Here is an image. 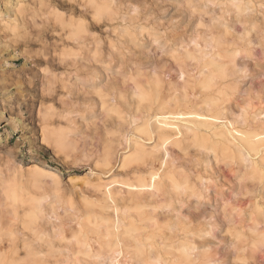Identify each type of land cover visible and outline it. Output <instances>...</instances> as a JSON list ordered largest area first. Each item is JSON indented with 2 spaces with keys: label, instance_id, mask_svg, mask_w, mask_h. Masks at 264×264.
Masks as SVG:
<instances>
[{
  "label": "rangeland",
  "instance_id": "374dc122",
  "mask_svg": "<svg viewBox=\"0 0 264 264\" xmlns=\"http://www.w3.org/2000/svg\"><path fill=\"white\" fill-rule=\"evenodd\" d=\"M44 2L0 0L6 264H28L29 248L41 251L43 264H86L78 239L95 252L116 243L118 264H145L158 254L168 264H264V81L259 69L255 80L241 81L237 71L255 68L247 54L264 47V0H68L69 13L96 6L85 10V31L76 35L42 18ZM100 81L106 87L97 94ZM44 113L54 133L46 143ZM166 113L174 132L160 130ZM241 136L263 142L252 151ZM138 151L143 160L123 166ZM152 176L156 189L148 188ZM139 182L147 187L137 189ZM10 194L20 195L18 203ZM100 260L87 264H110Z\"/></svg>",
  "mask_w": 264,
  "mask_h": 264
},
{
  "label": "bare ground",
  "instance_id": "6f19581e",
  "mask_svg": "<svg viewBox=\"0 0 264 264\" xmlns=\"http://www.w3.org/2000/svg\"><path fill=\"white\" fill-rule=\"evenodd\" d=\"M28 19V18H27ZM62 40V39H61ZM70 40V39H69ZM58 41V40H57ZM76 53V52H75ZM78 71V70H77ZM89 75V74H88ZM218 80V79H217ZM60 81V80H59ZM62 81V80H61ZM214 81V80H213ZM211 82H212V80L211 79H207L204 83H203V87H209L210 85H211ZM217 82V81H216ZM212 87V86H211ZM141 91V90H140ZM136 95V94H135ZM139 95V97L141 98V99H145L146 97H145V95L144 94H142V93H139L138 94ZM136 98V97H135ZM113 100V99H112ZM214 102V101H213ZM83 103V102H82ZM212 103V102H211ZM108 107V106H107ZM216 109V108H215ZM211 110V109H210ZM186 112V111H185ZM212 112V111H211ZM210 112V113H211ZM257 113V112H256ZM150 114V113H149ZM167 114L168 113H166V115L165 116H167ZM156 115V114H155ZM158 115V114H157ZM156 115V116H157ZM160 115V114H159ZM159 115H158V117H159ZM251 115V114H250ZM162 116V115H161ZM171 116H173V115H168L167 117H162V119H163V123H162V125L160 126V130H165V131H168V130H173V132H174V128H175V125L172 123V122H170V117ZM174 116H182V117H184V115H181V114H178V115H174ZM188 116L190 117V116H192V117H194L195 119H193V120H197V119H199V118H203V119H205L206 117H204V116H202V115H199V114H188ZM48 114L47 113H44V115H43V127H42V132H43V135H44V139H43V142L44 143H46V142H48L49 140H50V136H53V132L49 129V124H48ZM158 117H156V118H158ZM187 117V116H186ZM221 117V116H220ZM223 117V116H222ZM258 117V116H257ZM262 117V116H261ZM214 118V117H213ZM238 118V117H237ZM212 119V118H211ZM228 119V118H227ZM248 120V119H247ZM175 121V120H174ZM198 121V120H197ZM202 121V120H201ZM207 121V120H206ZM214 121V120H213ZM217 121V120H216ZM137 122V121H136ZM204 122V121H203ZM231 122V121H230ZM178 123V122H177ZM183 123H185V122H183ZM191 123V122H190ZM212 123V122H211ZM214 123V122H213ZM259 123V122H258ZM145 124V123H144ZM160 124V123H159ZM209 124H210V122H209ZM257 124V123H256ZM218 125V124H217ZM228 125V124H227ZM183 126V125H182ZM189 126H190V124H189ZM193 126V125H192ZM191 126V127H192ZM262 126V125H261ZM254 127V126H253ZM158 128V127H157ZM177 128V127H176ZM159 129V128H158ZM187 130V129H186ZM233 130V129H232ZM208 132V131H207ZM233 132V131H232ZM150 133V129H147L145 132H144V134H146V135H148ZM249 133H251V132H249ZM229 134V133H228ZM234 134H235V130H234ZM260 135V134H259ZM151 136H152V134H151ZM138 137V136H137ZM147 137V136H146ZM153 137V136H152ZM161 137V136H160ZM162 138V137H161ZM257 138V139H256ZM153 140V139H152ZM185 140V139H184ZM139 141V140H138ZM137 141V142H138ZM169 141V140H168ZM218 141V140H217ZM240 141L241 142H243V143H246L247 145H248V149L249 150H252V151H256L257 149H258V147H259V145L263 142V140L262 139H258V137L257 136H255V137H250V138H247V137H245V136H241L240 137ZM153 142V141H152ZM160 142V141H159ZM229 142L230 143H232V141H230L229 140ZM238 142V141H237ZM237 142H235V143H237ZM55 143L59 146V145H61V143H60V141L59 140H57L56 139V141H55ZM149 143V142H148ZM189 144V143H188ZM238 144V143H237ZM158 149V148H157ZM260 149V148H259ZM155 150V149H154ZM156 151V150H155ZM168 153V152H167ZM249 153V152H248ZM259 153H260V151H259ZM108 154H109V152H108ZM250 155V154H249ZM155 156V155H154ZM105 157V159H104V165L106 166V167H108V166H110V164H111V161H112V158H111V161H110V157L107 155V156H104ZM143 157H144V151H138V152H135L131 157H125L124 158V160H123V166H128V165H130V164H132V163H134V162H136V161H141V160H143ZM252 157V156H251ZM254 158V157H253ZM154 159V158H153ZM122 166V167H123ZM33 168H31V169H33V171H35V172H40V173H46V172H44V171H47V170H44V169H41L39 166H38V164H34L33 166H32ZM48 169V168H47ZM177 169V168H176ZM32 171V170H31ZM49 171V170H48ZM52 171V170H51ZM33 173V172H32ZM50 174H53V173H50ZM55 174V173H54ZM154 176H152V179H151V182H150V185H148V188L150 187V188H152V189H156V182L154 181V178H153ZM159 177V176H158ZM135 179V178H134ZM173 179V178H172ZM140 184H139V186H136V188L137 189H144V188H146L147 187V185L145 184V183H143V182H139ZM175 183V182H174ZM176 184V183H175ZM177 189L178 188H180V187H176ZM181 189H182V187H181ZM11 191V190H10ZM177 190H175V192H176ZM102 192V191H101ZM138 192H140V191H138ZM8 193V192H7ZM10 193V192H9ZM153 193V192H152ZM156 193V192H155ZM189 193V192H188ZM17 196H20V195H18V194H16ZM16 195H9V198L11 199V200H13V201H17V200H19L18 199V197L16 196ZM109 195V194H108ZM130 195V194H129ZM132 195H133V193H132ZM135 195V194H134ZM142 195V194H141ZM140 195V196H141ZM160 195V194H159ZM117 196V195H116ZM116 196H114L113 198H115ZM143 196V195H142ZM134 197V196H133ZM136 197V196H135ZM110 199V198H109ZM137 199V198H136ZM138 199H140V198H138ZM142 199V198H141ZM144 199V198H143ZM152 199H155V198H153L152 197ZM191 199V198H190ZM34 200V199H33ZM105 200V199H104ZM115 200H118L117 199V197L115 198ZM31 201V200H30ZM40 200H38V202H39ZM109 201H111V199L109 200ZM132 201V200H131ZM136 201H138V200H136ZM20 202V201H19ZM29 202V201H28ZM27 202V203H28ZM34 201H32L31 203H33ZM112 202V201H111ZM143 202V201H142ZM17 203H18V201H17ZM30 202H29V204H31ZM113 203V202H112ZM117 203H119V202H117ZM145 203H147V202H145ZM24 204V203H23ZM35 204V203H34ZM37 204V203H36ZM35 204V205H36ZM38 204H40L41 205V203H38ZM108 205V204H107ZM112 205V204H111ZM118 205H120V204H118ZM122 205V204H121ZM21 206V205H20ZM22 206H24V205H22ZM28 206V205H27ZM123 206V205H122ZM25 207V206H24ZM24 207H22V208H24ZM31 207V206H30ZM29 207V208H30ZM41 207V206H40ZM163 207V206H162ZM26 208V207H25ZM120 208V207H119ZM122 208V207H121ZM90 209V208H89ZM155 209V208H154ZM124 210H126V209H124ZM129 210V209H128ZM163 210V209H162ZM161 210V211H162ZM41 211V210H40ZM115 211V210H114ZM133 211H136V210H134L133 209ZM144 211H145V208H144ZM170 211V210H169ZM119 212V211H118ZM121 212V211H120ZM132 211H130V212H128L126 215L128 216V214L130 213V215L129 216H131V213ZM138 212V215H139V212L141 213V212H143V207L140 209V211H137ZM180 212V211H179ZM160 213V212H159ZM142 214H145V213H142ZM141 214V217L143 218V216L144 215H142ZM174 215V214H173ZM27 216V215H26ZM38 216V215H37ZM115 216V215H114ZM134 216V215H133ZM132 216V217H133ZM135 217V216H134ZM167 217V216H166ZM170 217V216H169ZM34 218V217H33ZM37 218V217H36ZM35 218V219H36ZM100 218V217H99ZM115 218V217H114ZM125 218H128V217H126L125 216ZM138 218H139V216H138ZM28 219V218H27ZM133 219V218H132ZM137 219V216H136V218H135V220ZM202 219V218H201ZM32 220V219H31ZM126 220H128V219H126ZM193 220V219H192ZM34 221V220H33ZM124 221H125V219H124ZM134 221V220H133ZM107 222V221H106ZM136 222V221H135ZM146 222V221H145ZM150 222V221H149ZM153 222V221H152ZM191 222V221H190ZM37 223V222H36ZM54 223V222H53ZM108 223V222H107ZM109 223H110V221H109ZM131 223H133L132 222V220H131ZM195 223V222H194ZM125 224V223H124ZM129 224H130V222H129ZM133 224H135V223H133ZM132 224V225H133ZM32 225H34V224H32ZM99 225V224H98ZM118 225V224H117ZM136 225V224H135ZM257 225V224H256ZM260 225V224H259ZM35 226V225H34ZM42 226H43V224H42ZM52 226V225H51ZM50 226V227H51ZM121 227V225H118L117 226V228L116 229H119ZM148 227V226H147ZM132 228V227H131ZM134 229H135V232L137 233V231H140V230H138L137 228H135V227H133ZM38 229H41L40 227L38 228ZM70 229H72V228H70ZM100 229V228H99ZM111 229V228H110ZM115 229V230H116ZM137 229V230H136ZM176 230V229H175ZM181 230V229H180ZM191 230V229H190ZM258 230V229H257ZM41 231V230H40ZM44 233V232H43ZM123 233H124V231H123ZM126 233H128V235H130V234H132V232L131 231H128V232H126ZM140 233V232H139ZM177 233V232H176ZM36 234V233H35ZM41 234H39L38 236H40ZM77 235H78V233H77ZM133 235V234H132ZM136 235V234H135ZM42 236H44V235H42ZM134 236V235H133ZM177 236V235H176ZM190 236V235H189ZM255 236V235H254ZM41 237V236H40ZM62 237V236H61ZM109 237H117V235H115V234H110L109 233ZM140 237H141V235H140ZM38 238V237H37ZM45 238V237H44ZM124 238V237H123ZM122 238V239H123ZM135 238V237H134ZM138 238V237H137ZM146 238V237H145ZM41 239V238H40ZM43 239V238H42ZM126 239H127V237H126ZM150 239V238H149ZM138 240V239H137ZM48 241V240H47ZM77 241V243H78V245L81 247V248H83V249H85V253H84V255H85V257L87 258L86 260H85V262H86V264H87V260L89 259H93V260H100V261H102V259L103 260H105V262L107 261V262H109L110 264H118V260H117V256H120V252L118 251V245L116 244V243H114V242H110V243H103V244H100V249L99 250H97L96 252L95 251H93V248H92V245L88 242V241H85V240H80V239H78V240H76ZM150 241H151V239H150ZM41 242V241H40ZM49 242V241H48ZM142 242V241H141ZM34 243V242H33ZM65 243V242H64ZM136 243H137V241H136ZM37 244V243H36ZM153 245V244H152ZM163 245V244H162ZM172 245V244H171ZM189 245H190V243H189ZM38 246V245H37ZM139 246H141V245H139ZM139 246H137L136 245V247L135 248H138ZM178 246V245H177ZM184 246V245H183ZM194 246H195V244H194ZM3 247V246H2ZM47 247V246H46ZM45 247V248H46ZM188 247V246H187ZM44 248V249H45ZM134 248V249H135ZM165 248H166V246H165ZM189 248H191V247H189ZM38 249V248H37ZM43 249V248H42ZM79 249V248H78ZM2 248H1V246H0V264H6V257H5V254L2 252ZM77 250V249H76ZM82 250V249H81ZM138 250V249H137ZM185 250V252H186V254H188V250L187 249H184ZM41 252V251H40ZM40 252H36L33 248H29V252H28V254H27V257H29V261H28V264H43V262L44 261H42V259H39V255H40ZM59 252V251H58ZM80 252V251H79ZM139 252V251H138ZM167 252V251H166ZM160 253V252H159ZM192 253H193V251H192ZM198 254H199V252H197ZM44 254V253H43ZM77 254V253H76ZM78 254H80V253H78ZM185 254V255H186ZM196 254V253H195ZM205 254V253H204ZM60 255V254H59ZM81 255V254H80ZM176 255V254H175ZM206 255H208V254H206ZM72 256V255H71ZM178 256V255H177ZM180 256V255H179ZM183 256V255H182ZM188 256V255H187ZM199 256V255H198ZM200 256H201V253H200ZM83 257V256H82ZM196 257H197V255H196ZM257 257V256H256ZM16 258V257H15ZM74 258H76L77 260H78V255H77V257H75L74 256ZM200 258V257H199ZM72 259V258H71ZM71 259H70V261H71ZM81 259V258H80ZM85 259V258H84ZM47 260V259H46ZM253 260V259H252ZM254 260H255V258H254ZM82 261H84V260H82ZM131 261V260H130ZM45 262H47V261H45ZM73 262V261H72ZM76 262V261H75ZM80 262H81V260H80ZM79 262V260H78V263H80ZM85 262H83V263H85ZM94 262V261H93ZM168 262V261H167ZM166 261H164L163 260V257H162V255L161 254H158L155 258H153V260L152 261H150V260H148L147 262H145V264H168ZM253 262V261H252ZM255 262V261H254ZM48 263V262H47ZM89 263L91 264V262L89 261ZM104 264V261L103 262H101V264ZM132 263V262H131ZM172 263V262H171ZM176 263V262H175ZM174 263V264H175ZM181 263V262H180ZM201 263V262H200ZM203 263V262H202ZM201 263V264H202ZM210 263V262H209ZM19 264V263H18ZM50 264V263H49ZM72 264V263H71ZM81 264V263H80ZM254 264V263H253Z\"/></svg>",
  "mask_w": 264,
  "mask_h": 264
},
{
  "label": "snow or ice",
  "instance_id": "6c2138e0",
  "mask_svg": "<svg viewBox=\"0 0 264 264\" xmlns=\"http://www.w3.org/2000/svg\"><path fill=\"white\" fill-rule=\"evenodd\" d=\"M68 0H46V2L42 3L41 7L47 9V14L44 15L42 18L49 21V25H51L52 22H54L58 27H65V28H72L73 29V35H76L77 33L84 32L85 31V25L86 21L83 18L85 16V10L90 8H95L96 6L92 3H85L82 5H74L73 11L69 13L68 7H67ZM116 7L115 3H113L109 8L108 12L112 15H115L116 13L112 10ZM189 8L192 9L193 14H195V8L189 4ZM79 8V12L76 11V9ZM139 12V9L136 10ZM79 16V19H69V16ZM102 17L99 15L93 16V19H101ZM190 21L186 17L184 19V24L186 25ZM173 23H176V21H173ZM201 27L203 24L201 23ZM55 34V32H54ZM18 39H23V37H19ZM31 39L38 43L43 44L45 43L42 36H33ZM157 44H159V41H156ZM137 47H139V43L137 42ZM256 48H261V52L257 54L249 53L247 54V58L253 62H257L255 68L249 69L245 67L243 70L237 69V71L240 74L241 81L247 80L251 78L252 80L256 79V69H259V78L264 81V47L261 45H255ZM126 55L131 56L132 53L128 52ZM108 68L109 66H105ZM123 67L122 64H120L119 67L114 68L109 73V77L113 75H119L120 69ZM97 89V94H102L103 89L106 87V85L103 83V81H100L99 83H96L93 85ZM11 162V161H10Z\"/></svg>",
  "mask_w": 264,
  "mask_h": 264
}]
</instances>
